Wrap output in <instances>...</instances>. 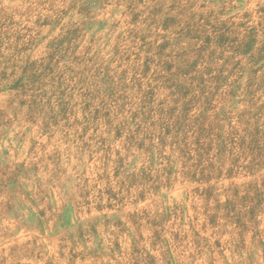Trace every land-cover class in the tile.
<instances>
[{
  "label": "rangeland",
  "instance_id": "374dc122",
  "mask_svg": "<svg viewBox=\"0 0 264 264\" xmlns=\"http://www.w3.org/2000/svg\"><path fill=\"white\" fill-rule=\"evenodd\" d=\"M0 264H264V0H0Z\"/></svg>",
  "mask_w": 264,
  "mask_h": 264
}]
</instances>
